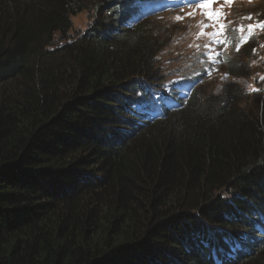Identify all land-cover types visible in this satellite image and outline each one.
Instances as JSON below:
<instances>
[{"label":"trees","instance_id":"1","mask_svg":"<svg viewBox=\"0 0 264 264\" xmlns=\"http://www.w3.org/2000/svg\"><path fill=\"white\" fill-rule=\"evenodd\" d=\"M166 4L0 0V264H264V36L184 101Z\"/></svg>","mask_w":264,"mask_h":264},{"label":"rangeland","instance_id":"2","mask_svg":"<svg viewBox=\"0 0 264 264\" xmlns=\"http://www.w3.org/2000/svg\"><path fill=\"white\" fill-rule=\"evenodd\" d=\"M260 1L262 2L261 6L263 8L264 0H260ZM244 6H247V4H244ZM254 6H255V3L248 5L249 10L253 11ZM261 17H264V15H261ZM71 20H72V28L67 32V34L69 36H73L76 34L75 29L85 28L88 25V22L90 21V17L88 15V12L86 10H83V11L73 15L71 17ZM180 27L183 30L182 25ZM57 38H58V35L56 34V36L54 37L53 42H52L53 46H55L57 44ZM263 55H264V52H263ZM147 76L150 80H153L152 75L148 74ZM260 78L261 77H259L258 81L260 80ZM229 81L236 82L238 89H242V90L245 89L248 93H250L253 90L258 89L260 87L257 85L256 81L252 80L251 77H248V78L241 77V78H235V79L233 78L232 79L229 74L226 76H223L222 78H218V79L213 80L208 85H210L209 88L212 89L214 93L215 92L218 93L220 91L222 85L224 84V86H225L226 82H229ZM117 89L119 90V92H121L120 91L121 89H119V88H117ZM166 91H169V88H163L160 91L153 90L152 96H156L158 93H163ZM182 95H183V98L185 99V97L187 95V89L186 88H184V90L182 91ZM178 104H179V102L176 98L170 97V99L168 101V106L170 108H174ZM135 107H136L135 108L136 110H134V113L137 115V117L140 120L145 119V117L147 116V113H145L144 110L140 109V108H143V106L138 105V107L137 106H135ZM221 195H223V193H221ZM230 197H231V192L228 190H224V198L228 199Z\"/></svg>","mask_w":264,"mask_h":264},{"label":"snow or ice","instance_id":"3","mask_svg":"<svg viewBox=\"0 0 264 264\" xmlns=\"http://www.w3.org/2000/svg\"><path fill=\"white\" fill-rule=\"evenodd\" d=\"M196 2V0H180V3H194ZM232 0H225V3L231 4ZM213 3H215V0H200L199 3H197V7L199 9H201V14L203 16H205L207 19L212 20V21H216L218 20L223 13L220 11V9H214L212 7ZM192 13H188V15H191ZM177 19H182V17H177ZM247 19H251V16L247 17ZM225 26L224 25H220V28L223 29ZM248 30L251 31L253 28L255 27H259L261 29H264V21H260L257 24L253 25V24H249L248 26ZM241 31L243 30V28L241 27L240 29ZM239 49L237 48V51Z\"/></svg>","mask_w":264,"mask_h":264}]
</instances>
